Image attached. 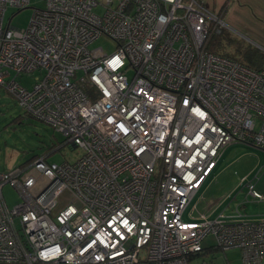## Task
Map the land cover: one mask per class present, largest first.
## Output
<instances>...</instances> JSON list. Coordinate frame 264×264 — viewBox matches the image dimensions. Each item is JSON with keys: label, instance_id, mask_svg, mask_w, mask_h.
Returning <instances> with one entry per match:
<instances>
[{"label": "built area", "instance_id": "1", "mask_svg": "<svg viewBox=\"0 0 264 264\" xmlns=\"http://www.w3.org/2000/svg\"><path fill=\"white\" fill-rule=\"evenodd\" d=\"M8 6L33 8L25 28ZM223 24L198 0H0V87L81 150L0 170V264H189L208 246L264 264V219H183L226 145L264 149V69L207 48ZM102 34L113 52L90 48Z\"/></svg>", "mask_w": 264, "mask_h": 264}, {"label": "rangeland", "instance_id": "2", "mask_svg": "<svg viewBox=\"0 0 264 264\" xmlns=\"http://www.w3.org/2000/svg\"><path fill=\"white\" fill-rule=\"evenodd\" d=\"M31 5L43 6L44 0H31ZM101 9L102 6H98L95 11L99 12ZM32 11L33 8L30 6L20 10L8 6L4 14V24L9 21L11 26L25 28ZM224 28L223 24L221 29ZM224 30L230 38H236L242 45L249 44L240 32L232 29L228 31L227 28ZM225 44L227 50L234 51L232 43L225 41ZM94 47H101L106 53H111L117 48V43L111 37L102 34L91 42L90 48ZM126 74L131 77L130 67L126 69ZM11 75H14L13 72ZM38 75L39 72L34 71L32 74H17L15 78L21 85L30 87ZM259 126L260 120L256 119V128ZM80 154V148L71 147L65 142L61 132L47 122L24 112L15 97L0 87V170L25 164L37 157H45L46 161L55 163L72 162ZM255 176L258 177L255 189L264 194V149L249 142L229 143L222 149L201 189L187 205L183 219L195 220L200 214L215 218L221 213L227 221L264 219V199L256 200L249 196L246 186V182L249 179L255 180ZM1 192L8 207L21 200L20 193L9 184L3 185ZM193 205H196V209L191 212ZM202 243L212 244L213 237L207 236ZM202 262L242 264L241 251L238 247L214 249L207 254L192 256L189 264Z\"/></svg>", "mask_w": 264, "mask_h": 264}, {"label": "crops", "instance_id": "3", "mask_svg": "<svg viewBox=\"0 0 264 264\" xmlns=\"http://www.w3.org/2000/svg\"><path fill=\"white\" fill-rule=\"evenodd\" d=\"M198 1L202 2L220 17V19L224 22V29L227 28L228 31L229 29H232L240 32L243 36H245L249 44H252L260 48L261 50H264V0ZM243 180H245L244 177ZM203 183L201 184V186L203 185ZM201 186L199 190L201 189ZM196 193L194 194V196L196 195ZM193 206H195L196 209V205Z\"/></svg>", "mask_w": 264, "mask_h": 264}, {"label": "trees", "instance_id": "4", "mask_svg": "<svg viewBox=\"0 0 264 264\" xmlns=\"http://www.w3.org/2000/svg\"><path fill=\"white\" fill-rule=\"evenodd\" d=\"M228 35L229 34H227V32L224 29H221V31L218 34H211L207 42V48L210 51L227 56L231 59H235L256 70L264 69V50H261L260 48L252 44L242 45L241 42H239L236 38L235 39L230 38ZM232 40L234 42H232ZM225 41L226 43L228 42L229 44L232 43V45L234 46V51L231 52L227 50V48L225 47L226 45ZM208 247H205L203 251L199 252L198 254H207L211 250L218 249L215 247H209V248Z\"/></svg>", "mask_w": 264, "mask_h": 264}, {"label": "water", "instance_id": "5", "mask_svg": "<svg viewBox=\"0 0 264 264\" xmlns=\"http://www.w3.org/2000/svg\"><path fill=\"white\" fill-rule=\"evenodd\" d=\"M71 147H74V146H71Z\"/></svg>", "mask_w": 264, "mask_h": 264}]
</instances>
